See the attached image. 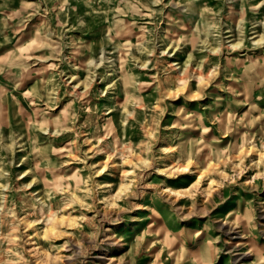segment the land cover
Instances as JSON below:
<instances>
[{
  "label": "rangeland",
  "instance_id": "rangeland-1",
  "mask_svg": "<svg viewBox=\"0 0 264 264\" xmlns=\"http://www.w3.org/2000/svg\"><path fill=\"white\" fill-rule=\"evenodd\" d=\"M0 264H264V0H0Z\"/></svg>",
  "mask_w": 264,
  "mask_h": 264
}]
</instances>
